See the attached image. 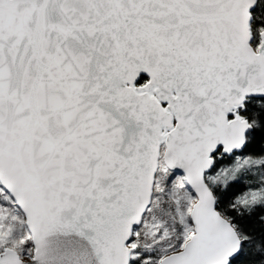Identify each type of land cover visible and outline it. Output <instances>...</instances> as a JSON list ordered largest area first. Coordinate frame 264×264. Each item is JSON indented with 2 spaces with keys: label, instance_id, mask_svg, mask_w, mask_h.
<instances>
[{
  "label": "snow or ice",
  "instance_id": "1",
  "mask_svg": "<svg viewBox=\"0 0 264 264\" xmlns=\"http://www.w3.org/2000/svg\"><path fill=\"white\" fill-rule=\"evenodd\" d=\"M0 264H264V0H0Z\"/></svg>",
  "mask_w": 264,
  "mask_h": 264
}]
</instances>
